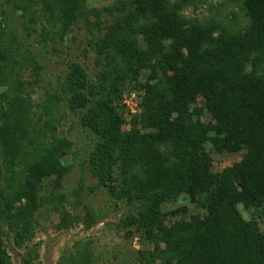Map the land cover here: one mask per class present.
<instances>
[{"label":"trees","instance_id":"obj_1","mask_svg":"<svg viewBox=\"0 0 264 264\" xmlns=\"http://www.w3.org/2000/svg\"><path fill=\"white\" fill-rule=\"evenodd\" d=\"M203 3L0 0V264H12L8 242L34 240L42 208L64 207L72 143L58 135L63 102L96 138L89 171L98 187L126 203L123 225L142 232L138 264H264V233L239 210L264 208V0H225L239 17L186 14ZM80 26L95 38V76L69 63L61 93L37 106L27 75L40 67L27 38L64 44ZM128 91L142 97L129 122ZM225 152L242 160L215 172L212 153ZM83 190L81 181L78 207ZM183 196L197 213H164ZM98 219L91 212L84 222ZM58 264L101 263L85 240Z\"/></svg>","mask_w":264,"mask_h":264},{"label":"rangeland","instance_id":"obj_2","mask_svg":"<svg viewBox=\"0 0 264 264\" xmlns=\"http://www.w3.org/2000/svg\"><path fill=\"white\" fill-rule=\"evenodd\" d=\"M115 2L116 0H89V5L103 8ZM224 2L225 0H204L202 5L196 9L190 8L186 14L200 20L217 15L239 17V8L236 5L224 8ZM94 40L95 38L83 26L75 28L64 44H43L35 37L27 38L40 67L36 77L32 74L27 75L29 81H36L31 90L34 104L40 106L49 95L61 93L69 63H79L91 78L95 76L96 56L92 49ZM123 103L126 106L128 122L142 111V97L136 91L126 92ZM199 105H203L202 100H199ZM59 111L63 116V123L58 135L72 143V149L63 160L64 165L71 168L61 189L62 195L66 198L64 207L62 211H56L49 206L41 209L36 236L26 248L16 249L12 242H8L12 264H58L66 252L73 250L77 242L85 240L93 243L95 254L101 264H138V252L143 250L145 242L142 232L136 227L123 225L121 221L131 210L126 203L115 201L105 189L99 188L97 180L89 171V158L96 143L95 136L81 125V117L72 113L66 102L61 104ZM205 119L210 120L211 117L207 116ZM125 128L129 129L128 126ZM242 156L240 153H212L214 171L222 172L232 167L242 160ZM53 180L54 178L45 180V196L53 192ZM81 181L84 190L82 204L78 207L75 196L76 188ZM183 208L197 213L187 196L166 204L163 211L170 214ZM239 210L245 220L257 222L264 233V208L249 211L240 206ZM91 212H96L99 219L89 229L84 220H90ZM175 220L176 218L170 219L169 225Z\"/></svg>","mask_w":264,"mask_h":264}]
</instances>
